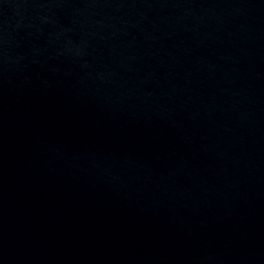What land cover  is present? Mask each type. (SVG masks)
Returning a JSON list of instances; mask_svg holds the SVG:
<instances>
[{"label": "water", "instance_id": "95a60500", "mask_svg": "<svg viewBox=\"0 0 264 264\" xmlns=\"http://www.w3.org/2000/svg\"><path fill=\"white\" fill-rule=\"evenodd\" d=\"M0 264H264V0H0Z\"/></svg>", "mask_w": 264, "mask_h": 264}]
</instances>
